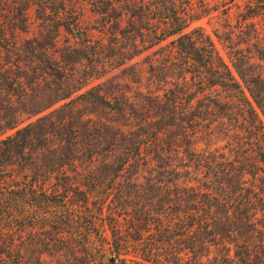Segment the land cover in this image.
<instances>
[{"label": "trees", "instance_id": "obj_1", "mask_svg": "<svg viewBox=\"0 0 264 264\" xmlns=\"http://www.w3.org/2000/svg\"><path fill=\"white\" fill-rule=\"evenodd\" d=\"M188 4L0 0V264H264V76Z\"/></svg>", "mask_w": 264, "mask_h": 264}, {"label": "rangeland", "instance_id": "obj_2", "mask_svg": "<svg viewBox=\"0 0 264 264\" xmlns=\"http://www.w3.org/2000/svg\"><path fill=\"white\" fill-rule=\"evenodd\" d=\"M260 0H188L189 13L193 22L191 29L199 28L210 36L223 59L231 66L234 63L244 64L251 61L256 65V69L261 71L264 76V62L260 60L256 45L264 46V7L259 6ZM85 25H91L89 19L92 18L89 8L84 9ZM98 27V25H96ZM95 38L103 37L101 32L94 30ZM151 53V52H150ZM147 55L138 57L128 62L124 66H110L108 77H126L134 69H130L132 64H136L138 69L146 67L145 58ZM247 65V64H246ZM79 83H85L83 74L77 76ZM107 79V78H105ZM132 94L137 87L129 83ZM89 87V86H88ZM85 87L84 89H87ZM37 117L28 118L24 116L22 120L25 125L34 121ZM15 130L7 131L2 138L12 135ZM226 140H221L214 144L213 149L228 154L225 149ZM204 144L199 149L204 148Z\"/></svg>", "mask_w": 264, "mask_h": 264}, {"label": "water", "instance_id": "obj_3", "mask_svg": "<svg viewBox=\"0 0 264 264\" xmlns=\"http://www.w3.org/2000/svg\"><path fill=\"white\" fill-rule=\"evenodd\" d=\"M113 261V260H112Z\"/></svg>", "mask_w": 264, "mask_h": 264}]
</instances>
